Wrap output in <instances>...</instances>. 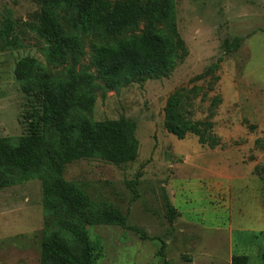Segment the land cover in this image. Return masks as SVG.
I'll return each instance as SVG.
<instances>
[{"label":"rangeland","instance_id":"rangeland-1","mask_svg":"<svg viewBox=\"0 0 264 264\" xmlns=\"http://www.w3.org/2000/svg\"><path fill=\"white\" fill-rule=\"evenodd\" d=\"M36 7L30 0H0V27L11 16L21 45L0 52V137L13 141L25 133V116L34 110L14 78L17 59L34 56L35 74L52 79H67L72 66L71 58L46 60L45 42L25 24ZM174 12L176 33L167 19L149 25L145 18L117 33H80L58 13L63 28L81 40L76 72L95 87L94 105L74 110L72 121L134 120L137 157L115 165L94 156L64 168L63 177L83 188L97 211L108 204L120 220L97 222L93 211L46 214L38 179L0 189V264H39L41 237L59 217L77 221L101 243L96 264H226L230 252L264 264V0H175ZM147 30L172 38V66L107 85L94 62L96 47ZM226 39L232 51L224 55ZM220 58L211 83L209 68ZM175 92L184 116L211 121L205 143L197 134L178 138L164 127V107ZM215 97L220 102L212 106ZM45 131L51 138V126ZM163 192L178 213L172 223ZM66 237L78 251L79 243Z\"/></svg>","mask_w":264,"mask_h":264},{"label":"trees","instance_id":"trees-1","mask_svg":"<svg viewBox=\"0 0 264 264\" xmlns=\"http://www.w3.org/2000/svg\"><path fill=\"white\" fill-rule=\"evenodd\" d=\"M30 1L37 7L28 14L25 24L45 42L46 60L66 63L71 58L72 66L68 69L67 79H52L35 74L37 61L32 55H24L15 62L14 78L34 110L25 116V133L16 141L0 137V189L19 181L38 179L44 213L93 211L94 221L120 220L122 216L108 204L97 211L95 201L76 182L66 180L63 172L67 164L94 156L115 165L134 161L137 157L133 135L136 122L123 116L97 121L82 117L76 123L72 121L74 110L84 111L94 105L95 87L85 85L79 78L75 56L81 52V40L77 33L63 28L58 13L65 14L80 33L101 29L121 32L139 18H145L149 25L156 19H167L171 31L176 33L175 0ZM20 46L15 34V20L7 16L0 27V52ZM231 51L226 39L224 55ZM175 53L176 46L169 35L147 30L115 44L96 47L93 58L100 77L110 87H117L131 77L166 72L173 64ZM221 60L217 59L209 68L211 83L216 82L214 73ZM219 102L220 98L215 97L211 105L216 106ZM181 103L179 92L169 95L164 107V127L178 138L187 133L197 134L199 141L205 143L211 121L192 122L183 115ZM49 126L51 138L45 131ZM162 197L167 218L172 223L178 213L165 192ZM66 234L79 243L78 251L70 248ZM101 256V243L72 219L59 217L56 228L41 237L39 264H96ZM261 257L264 261V247ZM230 264H248V256L233 254Z\"/></svg>","mask_w":264,"mask_h":264},{"label":"crops","instance_id":"crops-1","mask_svg":"<svg viewBox=\"0 0 264 264\" xmlns=\"http://www.w3.org/2000/svg\"><path fill=\"white\" fill-rule=\"evenodd\" d=\"M232 255H233V253L230 252V254H229L228 257H227V262H226V264H230V260H231ZM248 264H249V258H248Z\"/></svg>","mask_w":264,"mask_h":264}]
</instances>
